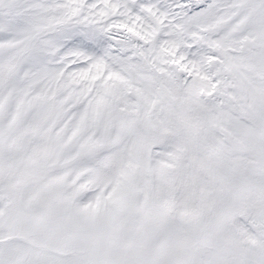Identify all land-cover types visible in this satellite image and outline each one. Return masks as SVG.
I'll list each match as a JSON object with an SVG mask.
<instances>
[{"label":"snow or ice","instance_id":"6c2138e0","mask_svg":"<svg viewBox=\"0 0 264 264\" xmlns=\"http://www.w3.org/2000/svg\"><path fill=\"white\" fill-rule=\"evenodd\" d=\"M0 264H264V0H0Z\"/></svg>","mask_w":264,"mask_h":264}]
</instances>
